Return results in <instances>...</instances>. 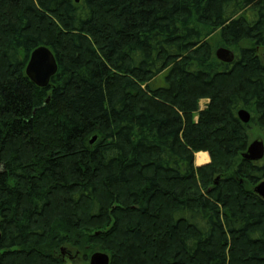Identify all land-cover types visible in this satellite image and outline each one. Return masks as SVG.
<instances>
[{
	"label": "trees",
	"instance_id": "obj_1",
	"mask_svg": "<svg viewBox=\"0 0 264 264\" xmlns=\"http://www.w3.org/2000/svg\"><path fill=\"white\" fill-rule=\"evenodd\" d=\"M251 127L264 139V0H0V264H264Z\"/></svg>",
	"mask_w": 264,
	"mask_h": 264
},
{
	"label": "water",
	"instance_id": "obj_2",
	"mask_svg": "<svg viewBox=\"0 0 264 264\" xmlns=\"http://www.w3.org/2000/svg\"><path fill=\"white\" fill-rule=\"evenodd\" d=\"M81 0H74L77 4ZM217 61L224 64H231L234 61V52L227 48H219L214 53ZM57 73V63L51 51L44 47H38L29 56L28 63L25 68V75L38 88H46L52 77ZM239 121L247 124L250 121V115L244 110L237 113ZM95 138L91 140V143ZM242 160L249 162H259L264 158V142L253 141L244 153L241 154ZM260 198L264 200V180L254 188ZM62 254L63 251L61 250ZM88 264H109V257L105 253L95 252L89 257Z\"/></svg>",
	"mask_w": 264,
	"mask_h": 264
},
{
	"label": "rangeland",
	"instance_id": "obj_3",
	"mask_svg": "<svg viewBox=\"0 0 264 264\" xmlns=\"http://www.w3.org/2000/svg\"><path fill=\"white\" fill-rule=\"evenodd\" d=\"M219 48H221V47H217L216 50L219 49ZM205 103H206L205 101H201L200 102V109H203L204 108ZM249 136H250L249 143H251L253 141H263L264 142L262 133L257 128H255V127H251L249 129ZM201 153L206 155V162L204 161L203 163L197 164L196 163V155L197 154H201ZM209 162H210V158H209V156H208L207 153H205V152H198V153H195L194 154V165H195V167H201V166L207 165V164H209ZM67 250H68L67 253L71 257V260L70 261L68 259H66L67 260L66 262H68V264H85L84 263V260H83V256H84V252L85 251L78 252V251L73 250V249H70V248H67ZM67 253H64V255L63 254H61V255H63L65 257L67 255ZM88 261H89V258H88Z\"/></svg>",
	"mask_w": 264,
	"mask_h": 264
}]
</instances>
